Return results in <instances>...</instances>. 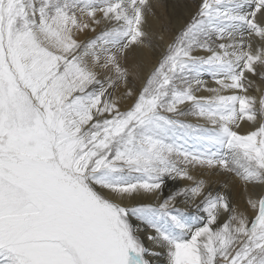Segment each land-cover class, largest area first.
<instances>
[{"label": "snow or ice", "instance_id": "snow-or-ice-1", "mask_svg": "<svg viewBox=\"0 0 264 264\" xmlns=\"http://www.w3.org/2000/svg\"><path fill=\"white\" fill-rule=\"evenodd\" d=\"M196 7L137 92L151 0H0V264H264V193L190 173L264 185V0Z\"/></svg>", "mask_w": 264, "mask_h": 264}, {"label": "bare ground", "instance_id": "bare-ground-1", "mask_svg": "<svg viewBox=\"0 0 264 264\" xmlns=\"http://www.w3.org/2000/svg\"><path fill=\"white\" fill-rule=\"evenodd\" d=\"M151 2L156 5V8H155L156 15L149 19V30H151L154 33L157 32V35H159L160 37H161L160 33H162V36L164 37L163 41L166 44H170L179 35L180 33L179 31L188 24L190 19L195 14L197 10L196 6L199 0H197L193 4L189 3L187 0H151ZM103 27H104V24H102L95 33H88L87 39H93L96 36H98L100 33V30L102 32ZM81 38L83 39L84 37L82 36ZM160 46L158 47V44L156 45L153 42V47L145 48L143 50L142 55H137L134 60L130 58L129 60L130 66H134L135 64L143 65L142 76L141 78L137 79L135 82L137 92L140 91V86L143 83H145V79L147 78V75L150 69L154 65L159 64L160 62L159 57L162 54L161 52L162 50ZM196 54L203 55L204 53H196ZM205 81H207L210 86H216L214 85L212 80H205ZM257 88H259V91L257 90ZM263 92H264L263 81L255 79V84L252 87V92L248 94L255 96L259 100V98L263 95ZM122 94H123V89L118 90L117 95H122ZM197 94L198 95H210V93H204V92L197 93ZM223 94L230 95L231 93L225 92ZM132 102H133L132 100L122 101L121 110H126L127 108H129ZM188 120L194 122L195 124H201L206 127L211 126L208 124L207 121L198 120L197 118L193 116H189L187 118V121ZM255 127L256 125H253L251 123L241 122V127L239 131L241 133L246 134L250 131L255 130ZM190 173L196 179L206 181V184L208 185L205 189L206 193L208 191H211L213 195H215L217 192H224L225 184H227L228 185L227 191H228V194L231 196L233 203L238 205L241 210L246 211L247 215H249L250 217H253L255 215V213L247 207L246 200L249 196L255 199L258 196H260L262 193H264V185H250L246 188L244 184L237 177H235L234 175L230 173L222 172L218 169L217 170H206V169H199V168H191ZM191 184L192 182L187 181V180H177L175 182L168 181L165 187L164 195L167 196L172 191L178 190L183 187L191 186ZM196 202L199 203V200H197ZM178 206L182 207L181 204H178ZM189 211L194 212L195 211L194 206H190ZM144 243L146 247L150 249L154 248V245H152V243L146 238H144ZM155 250L159 251V249H155ZM149 259L152 260V264H166V261H167L166 256L161 257V258L149 257ZM157 260H159L160 263H157Z\"/></svg>", "mask_w": 264, "mask_h": 264}, {"label": "rangeland", "instance_id": "rangeland-1", "mask_svg": "<svg viewBox=\"0 0 264 264\" xmlns=\"http://www.w3.org/2000/svg\"><path fill=\"white\" fill-rule=\"evenodd\" d=\"M189 3H191V4H193V3H195L197 0H187ZM191 1V2H190ZM195 15V14H194ZM193 15V16H194ZM191 20H192V18L190 19V21L188 22V24L191 22ZM106 26V27H105ZM107 27H109V25L107 26L106 24H104V27L102 28V31H104V30H106V28ZM184 28V27H183ZM182 28V29H183ZM181 29V30H182ZM149 30V29H148ZM180 30V31H181ZM150 32H151V34H152V42H154L156 45L158 44V47L160 46V45H162V46H160V48H161V52H162V54L160 55V61L162 60L161 58H163V56H165L166 55V52H167V45L168 44H166L164 41H161L160 40V36L159 35H157V32H152L151 30H149ZM179 31V32H180ZM178 32V33H179ZM100 33H101V30H100ZM99 33V34H100ZM160 35L162 36V33H160ZM158 41V42H157ZM159 41H161V42H159ZM173 42V41H172ZM171 42V43H172ZM160 43H162V44H160ZM164 43V44H163ZM166 46V47H165ZM165 48V49H164ZM166 50V51H165ZM164 54V55H163ZM158 66V64H156V65H154L151 69H150V71L148 72V75L153 71V69L155 68V67H157ZM147 75V76H148ZM209 75H205V77H203V79L204 80H212V78L209 76ZM257 80H259V79H257ZM263 83H264V81H263ZM144 86V83L140 86V90L142 89V87ZM252 92V88L249 90V93H251ZM263 95H264V92H263ZM189 116H179V117H176L177 119H179V120H182V121H185V122H188L189 121V123H191L192 121H190V120H188L187 121V118H188ZM193 124H195L194 122H192ZM157 263H160V261L159 260H157Z\"/></svg>", "mask_w": 264, "mask_h": 264}]
</instances>
